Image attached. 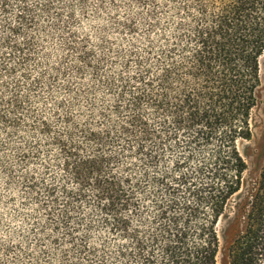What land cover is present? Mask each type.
I'll return each mask as SVG.
<instances>
[{"label": "trees", "instance_id": "obj_1", "mask_svg": "<svg viewBox=\"0 0 264 264\" xmlns=\"http://www.w3.org/2000/svg\"><path fill=\"white\" fill-rule=\"evenodd\" d=\"M14 1L0 0V7L8 12ZM25 1L19 0L17 23L5 21L11 38H0L3 66L13 77L31 59L32 40L15 39L33 23ZM134 1L141 11L123 27L134 34L144 29L143 43H133L117 57L120 70L109 73L114 60L107 56L95 58L86 49L80 54L78 70L93 77L83 91L90 119L83 134L69 137L67 144L53 142L42 130L47 125L38 124L36 115L30 118L27 100L17 91L6 97V85L0 84L5 119L12 121L4 124L5 132L32 130L38 138L23 141L17 149L20 161L28 165L45 155L47 170L54 162L60 170V179L50 182L32 172L22 176L51 228L50 240L59 246L60 264H81L80 257L83 264H218L219 222L242 189L247 169L238 142L253 135L264 0ZM17 54L18 61L10 64ZM137 97L156 113L148 117L151 140L124 130V114L131 118L140 111ZM150 152H162L159 158L172 175L160 173L167 183H153L151 206H142L154 232L141 251L116 210L131 202L133 215L139 212L136 195L143 196L142 182L157 179L145 170L156 172ZM12 174L13 169L7 172ZM229 255L230 264H264V169Z\"/></svg>", "mask_w": 264, "mask_h": 264}, {"label": "rangeland", "instance_id": "obj_2", "mask_svg": "<svg viewBox=\"0 0 264 264\" xmlns=\"http://www.w3.org/2000/svg\"><path fill=\"white\" fill-rule=\"evenodd\" d=\"M25 2L29 8L28 14L34 18L33 23L26 26L27 31L20 33L15 39L20 43L24 42L25 37L32 40L28 50L31 59L17 71L15 77L10 76L3 66L0 68V79L6 85V97L17 91L27 100V107L32 112L30 118H33L34 114L39 116V110L30 101L40 89H46V95L55 91L60 96L71 97L72 100L79 99L83 105V91L88 84L93 83L90 73L83 75V70H78L83 67L80 58L83 49L88 50L95 58L107 56L114 60L107 70L109 73H116L120 70L118 61L131 49L133 43H143L144 29L134 34L123 27L128 19L136 17L141 11L134 0H120L119 3L116 0ZM20 10L19 0L11 4L8 12H4L0 7V38H11V33L4 28V24L5 21L16 24ZM2 52L0 48V62ZM18 58L17 54L9 63L18 61ZM33 77L36 79L33 80ZM17 81L20 87H16ZM251 124V139H241L238 142L240 152L247 162L243 187L230 202L227 215L219 222L221 247L218 264H230V245L243 227L251 194L264 169V54L261 57L258 105L252 112ZM25 129L19 127L20 132L11 134L12 137L5 131L0 133L5 142V159L13 169L12 175L5 173L7 180L3 188V198L0 199V264H60L59 246L50 240L51 228L46 225L44 213L36 199L27 193L22 176L32 172L36 179L50 182L53 177L59 180L61 173L55 162L50 163L52 168L47 170L45 155L40 159L30 160L28 165L20 161L17 149L24 144L23 141L38 138L32 130ZM42 176L44 180L41 179ZM8 180L11 181L10 184ZM94 237L97 239L95 242L99 243L100 233L97 230ZM47 251L53 254L49 256ZM71 257L77 258L75 253H72ZM80 258L77 260L83 264Z\"/></svg>", "mask_w": 264, "mask_h": 264}, {"label": "snow or ice", "instance_id": "obj_3", "mask_svg": "<svg viewBox=\"0 0 264 264\" xmlns=\"http://www.w3.org/2000/svg\"><path fill=\"white\" fill-rule=\"evenodd\" d=\"M117 3L120 0H116ZM130 2V0H129ZM137 3L148 4L150 0H136ZM3 67L2 62H0V68ZM115 71V70H114ZM39 75V74H37ZM2 76V73H0ZM33 80L36 77L32 78ZM4 81L0 79V84H3ZM163 86V85H161ZM46 89H40L36 92L35 97L31 99V103L34 107L39 110V116L35 117L37 119V123L39 124L42 121L46 128L42 129L43 131L48 132L53 142H63L67 144L69 137L76 138L82 133V127L85 124H90V119L88 117V110L80 104L79 99L72 100L71 97L60 96L55 91L49 92L47 95ZM3 92H0V97H3ZM167 95V93H165ZM155 98L154 96L152 97ZM179 96H177V100ZM51 100V103H49ZM144 100V97H137V106L140 109L137 115L128 117V114H124L125 118L128 120V123L124 125L125 132L132 133L133 135H141L145 140H151V133L148 127L150 121L148 120L149 116H152L155 113V110L147 107L146 105L140 103ZM5 100L0 99V133L6 131L4 124L11 123V120H6V113L4 111ZM56 105V107H53ZM119 107V106H118ZM160 109H163V104L159 106ZM122 112V109H121ZM123 114V113H122ZM35 116V114H34ZM99 117H96L98 119ZM114 120L118 119V117H113ZM123 123V121H122ZM132 125L136 127L133 128ZM87 130V129H85ZM5 142L3 141V137L0 136V199L3 198V188L7 177L5 173L12 170V165L9 161L5 159V152L3 151ZM153 155L156 156L155 159H152L150 162L156 168V172L153 173L151 169L145 168L148 171L149 176H156V180L149 182L146 178L142 183L140 191L143 192V196L137 194L136 201L138 205L141 206L137 215H133V212L136 211L133 209L131 202L124 205L123 208H118L116 211L122 217L121 226L127 229L126 234L135 238L136 242H138L141 246V251L148 246V237L153 234L154 228L150 225V217L147 216V213L144 212L143 205L151 206V201L153 197V183L164 184L167 183L166 180L160 175L163 171L166 175L171 176L172 171L170 168H164V160L159 158L161 153L154 154L153 152L148 153L149 157ZM147 162H145L146 164ZM170 163V162H169ZM9 184L10 180L7 181ZM158 193H162L164 191L163 188H158L155 190ZM130 225V226H129ZM151 229V230H150Z\"/></svg>", "mask_w": 264, "mask_h": 264}]
</instances>
